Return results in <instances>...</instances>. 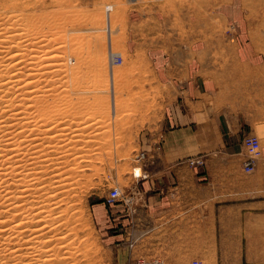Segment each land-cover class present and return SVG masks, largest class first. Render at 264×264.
Returning <instances> with one entry per match:
<instances>
[{
    "label": "rangeland",
    "instance_id": "obj_1",
    "mask_svg": "<svg viewBox=\"0 0 264 264\" xmlns=\"http://www.w3.org/2000/svg\"><path fill=\"white\" fill-rule=\"evenodd\" d=\"M109 4L113 6L111 48L121 54L113 71L108 60ZM0 12L28 14L29 25L36 28L30 33L50 42L41 49L37 43V50L33 42L30 47L26 42L31 55L24 51L30 55L25 61L32 64H24L17 74L33 78L28 102L48 103L55 116L52 121L62 120L63 129L52 131L60 135L59 148L48 152L52 162L47 161L69 181L67 193L50 196L60 204L51 211L52 217L57 216L52 226L61 223L54 229L65 235L64 249L57 253L67 255L68 264H136L139 259L164 263L158 247L152 248L153 236H144L140 246L125 243L120 236H105L102 215L94 212L101 202L109 206L106 197L112 188L120 191V199L131 197L133 183L145 175L148 147H152L149 138L162 129L169 98L167 85L155 74L152 51L166 50L169 44L173 53L191 47L197 54L193 60L200 61H191L190 68L198 71L200 62V74H264V0H0ZM62 43L67 46L60 51ZM54 46L63 54L62 61L50 57ZM35 53L37 60L32 57ZM42 56L51 58L47 62L55 66L41 62L42 66L38 62ZM58 62L69 71L59 69ZM248 82L257 87L253 89L256 101L264 100V89ZM263 104L257 102L251 109L260 111ZM255 133L260 149L257 160L262 157L264 129ZM47 191L51 194L52 188ZM217 238L191 236L190 262L233 264L238 263L241 249L264 248V236Z\"/></svg>",
    "mask_w": 264,
    "mask_h": 264
},
{
    "label": "crops",
    "instance_id": "obj_2",
    "mask_svg": "<svg viewBox=\"0 0 264 264\" xmlns=\"http://www.w3.org/2000/svg\"><path fill=\"white\" fill-rule=\"evenodd\" d=\"M168 47L151 56L169 102L162 129L148 141L145 176L133 183L129 202H101L94 212L102 215L105 236L136 246L153 236L163 264H189L191 236H264V145L246 172L242 141L264 129V104L251 109L264 100L256 101L257 87L248 82L264 89V74H200V62L191 71V61H200L191 47L174 53ZM196 157L203 166L188 164ZM237 258L233 264H264V248L241 249Z\"/></svg>",
    "mask_w": 264,
    "mask_h": 264
},
{
    "label": "bare ground",
    "instance_id": "obj_3",
    "mask_svg": "<svg viewBox=\"0 0 264 264\" xmlns=\"http://www.w3.org/2000/svg\"><path fill=\"white\" fill-rule=\"evenodd\" d=\"M112 7L110 4L106 5L107 30L109 32L108 60L113 71V64H117L113 60V55L118 52L111 48L110 22L113 15L111 16L109 12ZM6 13L8 12H0V264H68L70 261L66 260L67 255L58 254L64 249L62 240L65 235H59V232L54 228H58L61 223L58 222L52 226L53 220L57 216L52 217L51 211L60 204L53 198L51 200L50 196H56V193L62 191L67 193L69 181L67 175L62 177L61 171H58L57 167L48 166L52 162L51 159H48V152L59 148L57 136L60 135L59 133L57 135L56 132L53 134V128L61 126L60 129H63L60 123L62 120L52 121L55 116H52V110L47 106L48 103H42L39 106L35 104L37 100L34 104L28 102L30 100L29 87L33 78L29 79L27 74H23L24 77L22 74H17V71L25 68L26 64L29 66L32 64V62L29 64L25 61L27 53L30 54L27 51L30 49L26 48V42L29 47L32 45L31 42L35 46L37 43L40 44V48L38 45L35 47L37 50L48 46L49 41L45 40L48 41L45 43L41 36L36 37V32L35 34L34 32L30 33V29L35 31L36 28L33 29L32 23L31 26L29 25L28 14L25 17L20 15L18 17ZM43 39L45 38L43 37ZM62 45H59V50L65 49L64 46H67V44ZM21 46L25 47V50ZM54 47L53 49H56L57 53L54 50L53 53L51 50L49 52L51 55L47 52L48 55L55 62L56 60L62 61L63 54L58 52L56 46ZM64 53L66 54V52ZM34 55L32 57H36V59L33 58V60H37L39 54L38 56L37 53ZM47 58L49 57L42 56L40 59L38 58V62H43L46 66L51 61L49 58L47 62ZM54 63L50 62V67L51 65L55 66ZM57 64L59 69L64 72L69 71L66 64L59 62ZM112 71L110 76L113 81L114 72ZM33 75L35 77V74ZM37 77L39 76L36 75L35 80ZM35 84L37 85L36 81ZM33 86L35 85L33 84ZM34 90L31 89V92L33 93ZM32 95L35 96V93ZM38 96L36 99H39ZM45 180L49 182V188H52L51 194L47 191L49 188L47 189L48 184ZM48 200L51 201L48 202ZM58 249H60L59 252Z\"/></svg>",
    "mask_w": 264,
    "mask_h": 264
},
{
    "label": "built area",
    "instance_id": "obj_4",
    "mask_svg": "<svg viewBox=\"0 0 264 264\" xmlns=\"http://www.w3.org/2000/svg\"><path fill=\"white\" fill-rule=\"evenodd\" d=\"M113 60L116 61L117 63H120L121 55L119 53H115L113 55ZM242 141L248 151V158L245 161L243 168L246 172H251L253 171L254 168V161L260 155L259 142L254 135L244 136ZM188 163L193 166H203L204 160L201 157H196L189 159ZM125 198L127 202L130 201L129 198L127 197ZM119 199H120V191L116 188H112L110 189L108 196L106 197V203L108 205H112ZM136 264H163V263L159 259H152V260L139 259ZM190 264H204V263L199 259H192Z\"/></svg>",
    "mask_w": 264,
    "mask_h": 264
}]
</instances>
